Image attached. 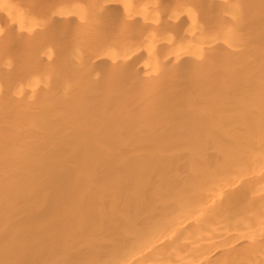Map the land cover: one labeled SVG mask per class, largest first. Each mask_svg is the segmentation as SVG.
I'll return each mask as SVG.
<instances>
[{
    "label": "bare ground",
    "instance_id": "1",
    "mask_svg": "<svg viewBox=\"0 0 264 264\" xmlns=\"http://www.w3.org/2000/svg\"><path fill=\"white\" fill-rule=\"evenodd\" d=\"M0 264H264V0H0Z\"/></svg>",
    "mask_w": 264,
    "mask_h": 264
}]
</instances>
